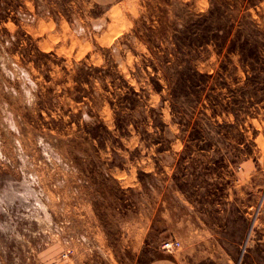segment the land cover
<instances>
[{
	"label": "rangeland",
	"instance_id": "obj_1",
	"mask_svg": "<svg viewBox=\"0 0 264 264\" xmlns=\"http://www.w3.org/2000/svg\"><path fill=\"white\" fill-rule=\"evenodd\" d=\"M195 198L264 264V0H0V264H145Z\"/></svg>",
	"mask_w": 264,
	"mask_h": 264
},
{
	"label": "crops",
	"instance_id": "obj_2",
	"mask_svg": "<svg viewBox=\"0 0 264 264\" xmlns=\"http://www.w3.org/2000/svg\"><path fill=\"white\" fill-rule=\"evenodd\" d=\"M210 198L212 200L215 197ZM210 198L175 200L178 207L176 213L173 214V220L171 218L174 223L171 226L168 223L161 225L157 231V237L160 241L165 238H174L179 241L180 246L171 253L156 248V253L145 264H218L213 261L217 256L215 251H227V249L234 248L232 237L228 240V237L219 235L211 228L213 223L209 222L207 207L203 205L202 209L197 207V204L205 203L206 205L210 202ZM218 198L223 199L224 197ZM226 198L229 200V196ZM164 201L155 203V206L159 207L156 215L159 214L161 222L165 221L168 215ZM221 202L219 201L217 213L225 217L229 210L225 209V205L220 204ZM144 213H146L145 210Z\"/></svg>",
	"mask_w": 264,
	"mask_h": 264
},
{
	"label": "built area",
	"instance_id": "obj_3",
	"mask_svg": "<svg viewBox=\"0 0 264 264\" xmlns=\"http://www.w3.org/2000/svg\"><path fill=\"white\" fill-rule=\"evenodd\" d=\"M180 246L179 241H177L174 238H165V240H162L160 242L159 247L164 251L172 252L174 250H177Z\"/></svg>",
	"mask_w": 264,
	"mask_h": 264
}]
</instances>
